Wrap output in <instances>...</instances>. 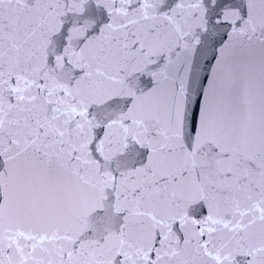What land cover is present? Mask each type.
<instances>
[{
    "label": "snow or ice",
    "instance_id": "1",
    "mask_svg": "<svg viewBox=\"0 0 264 264\" xmlns=\"http://www.w3.org/2000/svg\"><path fill=\"white\" fill-rule=\"evenodd\" d=\"M0 264H264V0H0Z\"/></svg>",
    "mask_w": 264,
    "mask_h": 264
}]
</instances>
